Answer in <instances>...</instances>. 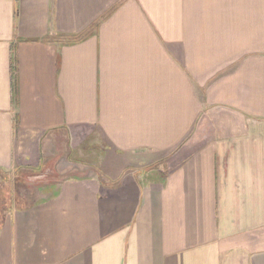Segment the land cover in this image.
Masks as SVG:
<instances>
[{
    "label": "crops",
    "instance_id": "obj_1",
    "mask_svg": "<svg viewBox=\"0 0 264 264\" xmlns=\"http://www.w3.org/2000/svg\"><path fill=\"white\" fill-rule=\"evenodd\" d=\"M54 136L104 173L0 218V264H264V0H0V168Z\"/></svg>",
    "mask_w": 264,
    "mask_h": 264
},
{
    "label": "rangeland",
    "instance_id": "obj_2",
    "mask_svg": "<svg viewBox=\"0 0 264 264\" xmlns=\"http://www.w3.org/2000/svg\"><path fill=\"white\" fill-rule=\"evenodd\" d=\"M56 139L59 144L54 146L52 153L45 156L38 166L0 168V217L17 207L26 208L38 203L49 194L50 186L66 177L104 173L101 167L105 159L103 147L95 138L88 137L80 144L77 140L76 146L70 137L60 139L59 136ZM146 169H157L166 174L168 165L164 161L146 166Z\"/></svg>",
    "mask_w": 264,
    "mask_h": 264
},
{
    "label": "trees",
    "instance_id": "obj_3",
    "mask_svg": "<svg viewBox=\"0 0 264 264\" xmlns=\"http://www.w3.org/2000/svg\"><path fill=\"white\" fill-rule=\"evenodd\" d=\"M3 216H1L0 218H2Z\"/></svg>",
    "mask_w": 264,
    "mask_h": 264
}]
</instances>
